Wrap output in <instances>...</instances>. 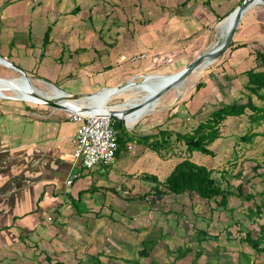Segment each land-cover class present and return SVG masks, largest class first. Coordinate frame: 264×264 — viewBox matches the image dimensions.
Listing matches in <instances>:
<instances>
[{
  "label": "rangeland",
  "instance_id": "rangeland-1",
  "mask_svg": "<svg viewBox=\"0 0 264 264\" xmlns=\"http://www.w3.org/2000/svg\"><path fill=\"white\" fill-rule=\"evenodd\" d=\"M240 1L0 0V57L18 67L22 65L10 57L9 51H15V46L9 44L7 47L4 44L10 42L12 33L29 42L30 46L34 45L39 50L41 48L45 54L48 46L45 47L41 39L36 41L30 33L34 32L36 24V33L41 35L40 38L44 37L47 28L53 29L51 37L58 44L59 54L60 46L65 44L73 49L96 47L98 68L107 62V52L110 55L112 45L115 46L117 53L111 63L113 66L125 65L123 71L116 75V78L123 76V84L132 80L142 83L150 75L174 76L220 42L221 31L218 26L241 4ZM77 7L81 10L78 14L73 12ZM35 19L36 23L32 22ZM258 21H264L263 4L245 13L234 41L239 43L241 39L248 47L250 41L255 40L256 30H252L254 25L264 30V24L261 26ZM30 28L33 30L30 31ZM234 48H229L222 57L209 65L196 81L192 75L180 80L185 91L178 92L172 86L159 98L155 110L139 119L134 126L121 122L123 125H119V130L122 131V127L126 129L121 133L127 142L121 146L113 167L104 170L103 176L117 179L122 175L124 178L119 191L133 190L137 184V192L131 196L132 201L123 213L98 217L95 222L99 229L96 235L91 236V244L76 246L82 247V250L77 253V257L67 260V264H98V261L102 264H264V256L241 241L248 232L256 239L264 225V120H260L258 125L255 120L257 113L250 107L246 108L242 116L227 118L220 125V138L209 146L214 153L209 156L199 152L190 154L186 143L178 140L181 134H194L198 125L210 118L209 114L224 105H246L252 98L256 107L264 109V100L247 88V81L242 80L235 86L231 76L233 71L230 70L234 67L228 63L224 65L232 57ZM57 52L51 55H57ZM139 56H143V59ZM154 56H158L161 62L153 64ZM23 68L25 71L30 70L28 67ZM20 76L15 70L0 64L1 79ZM228 76L231 79H226ZM29 77L32 85L40 90L47 91L48 86H51L46 81ZM188 79H193L190 84H187ZM209 80L213 82L211 85H223L222 94L226 95L218 100L215 96L209 97L206 89L197 93L198 84ZM109 89L88 94H85V89L80 90L79 94L85 95L75 101L99 95ZM2 92L12 95L6 89ZM179 93L182 94L179 96ZM7 101L37 105L31 100H20L14 96L0 99V102ZM143 102L144 93L136 98L123 93L113 97L107 108L114 110L121 107V111H124L130 106H141ZM199 106L200 111L197 110ZM89 109L85 114L106 115L107 112L94 111L92 107ZM160 131L171 136L166 140L168 146L162 148L159 154L141 139L151 136L157 137L152 140L161 141ZM127 132L132 135V139L128 140ZM247 137L250 139L243 140ZM185 159L213 170L214 177L223 188L230 185L233 190L242 185L244 194L253 195L254 199L229 196L224 208L215 201L200 198L196 193L173 195L161 187L167 194H156V183L146 180L144 176H157L163 183L175 166ZM254 203L263 205V215L251 220L248 213L250 208H254ZM86 212L89 213V210L86 209ZM199 230L207 231L214 238L199 243L196 239ZM145 248L148 249V256L141 254ZM180 248L191 250L182 257ZM198 252L202 253L196 258ZM243 255L250 256L249 262Z\"/></svg>",
  "mask_w": 264,
  "mask_h": 264
},
{
  "label": "crops",
  "instance_id": "crops-1",
  "mask_svg": "<svg viewBox=\"0 0 264 264\" xmlns=\"http://www.w3.org/2000/svg\"><path fill=\"white\" fill-rule=\"evenodd\" d=\"M258 22L263 26L264 21ZM36 26L30 33L36 41L43 40L36 33ZM257 28L255 24L252 29L256 30L255 40L248 47L241 39L239 43L234 41L232 57L224 62L234 67L230 70L235 86L242 80L248 83L246 72L264 71V64L259 65L258 59L259 53H264V30ZM54 42L51 37L45 54L13 33L10 42L4 44L15 46V51H9L10 57L28 67L30 70L25 71L19 65L29 76L69 95L116 88L125 82L123 76L116 78L125 65L111 63L117 53L115 46L112 45L110 55L107 52V62L98 68L96 47L73 49V45L70 48L65 44L60 46L59 54ZM57 50V55H51ZM210 80L205 83L208 95L219 100L226 95L222 94L223 85H211ZM83 89L86 93L79 94ZM113 109L122 115L121 107ZM78 126L65 110L24 101L0 102V264H67V260L81 252L82 247L76 246L91 244V236L99 229L95 222L98 217L119 215L131 203L137 184L133 190L124 189L121 193L122 175L117 179L103 176L114 162L104 168L86 170L76 157L73 139Z\"/></svg>",
  "mask_w": 264,
  "mask_h": 264
},
{
  "label": "trees",
  "instance_id": "trees-1",
  "mask_svg": "<svg viewBox=\"0 0 264 264\" xmlns=\"http://www.w3.org/2000/svg\"><path fill=\"white\" fill-rule=\"evenodd\" d=\"M244 0H241L240 3L242 4ZM240 4V5H241ZM239 5V6H240ZM81 10L77 7L73 12L78 14ZM52 28H47V31L43 37V45L46 47L50 44ZM235 47V42H232L230 48ZM258 59L260 63L264 64V53H259ZM259 63V65H260ZM248 76V84L247 88L253 93L258 95L261 99L264 100V71L263 72H256L254 69L246 72ZM205 82H200L196 88V92L199 93L202 90L206 89ZM252 108L256 111V122L258 123L260 120H264V109L261 107H256L253 104V99L249 98V102L246 105H241L238 103L224 105L222 108L213 111L210 115V118L202 122L198 125L197 129L194 131V134L185 133L178 136V140H183L186 143L187 151L190 154L194 152H199L204 155H213L214 153L209 149L216 140L220 138V125L229 117H239L245 113L246 108ZM201 110V109H200ZM199 110V111H200ZM116 129L119 133L123 130H126L122 127V131L119 130V125H123L120 121L115 119ZM120 122V123H119ZM259 125V123H258ZM161 134L162 139L161 141L152 140L153 138L147 136L142 138L141 141L145 142L151 150L154 152L161 153V149L168 146L167 138H170L171 134L167 132H159ZM128 140L132 139V135L128 134ZM255 137V134L251 135ZM250 138H244L243 140H249ZM152 140V141H151ZM125 138L122 136L119 137V150L116 154L118 155L120 148L123 144H125ZM102 168L107 167L104 165H100ZM109 166V165H108ZM97 168V167H95ZM87 170V169H86ZM93 170V169H91ZM146 180H151L156 183L155 190L156 194L162 196L165 195L161 187H164L168 193L173 195H183V194H191L196 193L200 196V198L205 199L207 201H215L218 205L224 208L228 204V197L235 196L238 198L244 197L245 199H254L253 195H245L243 191V186L239 185L235 189H231L232 187L229 185L228 188H223L222 184L218 181L216 177H214V171L208 169L206 166L199 165L193 162L191 159H185L181 161L179 164L175 166L172 173L169 177L163 182L160 183L157 176L154 175H147L144 176ZM167 194V193H166ZM218 198H221L218 202ZM254 208L256 210H254ZM254 208L249 209L248 218L253 220L256 216L260 217L263 215V205H258L254 203ZM209 238H214L213 236L209 235L207 231L199 230L197 231L196 239L199 243H203L208 241ZM241 241L248 243L257 253L264 256V225L261 226L260 235L254 239L250 232L245 234V238L241 239ZM190 249L184 248L181 249L182 257L187 255L190 252ZM202 252L197 253L198 258ZM141 254L148 256V249L145 248ZM245 260L249 262L250 256L243 255ZM98 264H102L101 261H98ZM244 264V263H242Z\"/></svg>",
  "mask_w": 264,
  "mask_h": 264
},
{
  "label": "bare ground",
  "instance_id": "bare-ground-1",
  "mask_svg": "<svg viewBox=\"0 0 264 264\" xmlns=\"http://www.w3.org/2000/svg\"><path fill=\"white\" fill-rule=\"evenodd\" d=\"M263 3L261 1H258L251 5L248 11L262 5ZM234 22V16H229L226 18V20L221 23L218 26V29L221 31V40L220 42L212 48L213 50L217 49L220 45L223 44V42L226 40L228 33L230 32L232 25ZM212 50V51H213ZM2 60H0V64L5 65ZM213 64V62L210 61V59H206L201 67H199L195 72H193L191 77L195 78L194 80L196 81L201 74L208 68L209 65ZM162 78H157L153 76H146L145 79L146 81L142 83H135L133 80L128 84V86L123 90V91H118L113 88L106 90L102 92L99 95L88 97V98H83L81 100H68L65 99L63 102L64 105L68 106V112H75L79 111V108H87L89 109L92 107L94 111H114L111 109H108V103L109 101L115 97L119 96L123 93H126L129 97L131 98H136L139 97V94L144 93L145 97V102L142 103L141 107H139V110L135 111L132 114H128L126 117H122L125 120V123L127 126L136 124L139 119H142L145 115L148 113H151L155 110L157 104L159 103V99L155 97V94L163 89L166 85L172 84L171 82L174 81V79H177V75L174 76H161ZM193 79H188L187 84L191 83ZM194 81V82H195ZM180 81L174 82L173 86L176 87V90L178 92L185 91L184 87H181ZM33 84V83H32ZM35 86V85H34ZM33 85H28L25 82V78L23 76L20 77H14L12 78L11 82H4L0 81V99H9L12 96L16 97L17 99L20 100H31V103L36 104L37 99H35L32 95L36 93L37 95H40L44 98H49V99H55L56 101H63L64 98L63 96L65 95L64 92L60 89H57L55 87L48 86L47 91L40 90ZM194 86V85H193ZM190 87V86H189ZM3 89H6L9 91L12 95H7L3 93ZM187 89V88H186ZM182 94V93H181ZM179 93V96L181 95ZM148 98V99H147ZM147 99V100H146ZM105 106V109H103ZM119 116V115H118ZM122 116V115H121Z\"/></svg>",
  "mask_w": 264,
  "mask_h": 264
},
{
  "label": "built area",
  "instance_id": "built-area-1",
  "mask_svg": "<svg viewBox=\"0 0 264 264\" xmlns=\"http://www.w3.org/2000/svg\"><path fill=\"white\" fill-rule=\"evenodd\" d=\"M158 62L161 59L154 56L152 63L156 65ZM69 113L72 120L79 125L73 144L76 147V157L81 160L83 167L91 170L100 165H111L119 150V133L115 120L107 114Z\"/></svg>",
  "mask_w": 264,
  "mask_h": 264
},
{
  "label": "water",
  "instance_id": "water-1",
  "mask_svg": "<svg viewBox=\"0 0 264 264\" xmlns=\"http://www.w3.org/2000/svg\"><path fill=\"white\" fill-rule=\"evenodd\" d=\"M261 1L264 5V0H244L243 3L238 6L231 14V16H234V22L232 25V28L230 30V32L228 33V36L226 38V40L223 42L222 45H220L217 49L213 50V49H209L208 51L204 52L202 55H200L199 57H197L192 63H190L186 68H184L182 71H180L179 73L175 74L177 75V79H174V81H172V84H168L166 85L163 89L159 90L156 94L155 97L157 98V100L164 94L166 93L174 84V82H178L180 80H183L184 78H186L187 76H190L193 72H195L199 67H201L204 63V61L206 59H210L211 62H215L217 61L220 57L223 56V54L230 48L232 42L234 41L235 35L237 33V29L241 23V21L244 18L245 13L249 10V8L251 7V5H253L254 3ZM213 50V51H212ZM0 60H2L5 65H7L9 68L15 70L16 72H18L21 76H23L25 78V82L28 85H32L31 83V79L28 75L27 72H25L23 69H21V67H18L16 65H14L13 63H11L10 61H8L5 58L0 57ZM6 66V67H7ZM3 81L6 82H11L12 79H1ZM129 83H125L123 85H119L116 88H113L115 90L118 91H123ZM53 87L57 88L56 86L52 85ZM59 89V88H57ZM64 92V91H63ZM64 100L63 101H56L55 99H49V98H44L40 95H37L36 93H34V95H32L35 99H37L36 104L38 105H44L53 109H59V110H65V111H69L68 110V106L64 105V101L65 99H70V100H75L79 97H81L82 95H69L67 93L64 92ZM10 99V98H9ZM137 108H139V106L136 107H129L127 109H125L124 111H122V116L130 114L132 112H134ZM90 109L85 108H79V111H75L73 113H78V114H85L89 111ZM105 114L111 116V117H115L117 118L120 122H124L125 120L121 117L118 116V114L116 113V111H107Z\"/></svg>",
  "mask_w": 264,
  "mask_h": 264
}]
</instances>
